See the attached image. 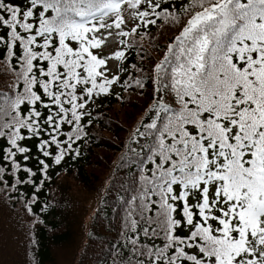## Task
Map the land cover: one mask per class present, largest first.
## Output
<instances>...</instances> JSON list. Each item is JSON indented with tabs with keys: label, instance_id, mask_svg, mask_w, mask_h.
Here are the masks:
<instances>
[{
	"label": "snow or ice",
	"instance_id": "obj_1",
	"mask_svg": "<svg viewBox=\"0 0 264 264\" xmlns=\"http://www.w3.org/2000/svg\"><path fill=\"white\" fill-rule=\"evenodd\" d=\"M0 65V191L30 223L97 101L147 92L113 184L118 264H264V0H0Z\"/></svg>",
	"mask_w": 264,
	"mask_h": 264
},
{
	"label": "trees",
	"instance_id": "obj_2",
	"mask_svg": "<svg viewBox=\"0 0 264 264\" xmlns=\"http://www.w3.org/2000/svg\"><path fill=\"white\" fill-rule=\"evenodd\" d=\"M176 31L177 26L164 23L143 39L136 36V61L140 55L146 63L149 56L159 58ZM4 71L0 65V88ZM150 102L147 92L140 97L131 90L121 99L107 96L97 101L91 138L81 145V155L51 170L52 179L40 193V206L47 201L49 208L41 217L40 206L34 207L37 215L32 219L42 223H30L22 202L15 195L9 200L0 191V233L9 238L7 248H0V264H113L114 260L118 264L116 229L111 227L113 184L126 180L121 157Z\"/></svg>",
	"mask_w": 264,
	"mask_h": 264
}]
</instances>
